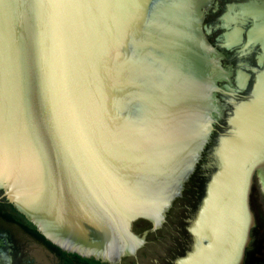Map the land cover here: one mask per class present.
Instances as JSON below:
<instances>
[{
    "label": "water",
    "instance_id": "1",
    "mask_svg": "<svg viewBox=\"0 0 264 264\" xmlns=\"http://www.w3.org/2000/svg\"><path fill=\"white\" fill-rule=\"evenodd\" d=\"M192 1L0 0V188L63 251L136 255L133 223L159 227L193 174L214 84L184 43ZM217 155L199 245L176 264L246 258L264 160L255 136Z\"/></svg>",
    "mask_w": 264,
    "mask_h": 264
},
{
    "label": "flooded vegetation",
    "instance_id": "2",
    "mask_svg": "<svg viewBox=\"0 0 264 264\" xmlns=\"http://www.w3.org/2000/svg\"><path fill=\"white\" fill-rule=\"evenodd\" d=\"M183 3L184 1L180 4ZM192 5L194 9L186 13V18H189L190 24L188 34L190 35V40L184 43L186 45L188 44L187 46L193 51H196L194 56L192 54L193 51L190 50L191 60L198 61V59H200L198 62H200V64L202 63L204 76L214 84V88L210 97L211 104L209 106L211 130L206 138L208 140L202 150L201 157L193 172L194 174L196 170H199L200 176L196 178L195 181L193 179V193L191 192L188 196L189 199L185 206L186 209L183 221L185 225L184 247L189 249L187 251L188 254L195 246L199 245L198 240L192 233V228L197 220V215L205 195L204 194L203 197L201 196L206 191V184L208 182L206 179L209 178V175L214 172L216 168L218 170V148L223 138L243 137V121H241V118L244 115V113H242L244 110H257L256 115L259 119V132L257 133L259 134L256 136H263L261 139H263L262 144L264 147V91H260L259 93L258 100L262 102L259 105L256 94L257 83L255 81L259 74V79L262 75L264 76V64H262L259 59L263 52V49H261V42L264 40V27L253 31L255 21L264 25V15L259 16L240 13L242 8L252 5L264 8V0H193ZM183 6L184 4L182 7ZM197 11H199L198 16H196ZM199 31L203 37L201 42ZM168 58L171 60V57ZM176 60L178 59L176 58ZM199 165L200 169H198ZM256 176L258 175L255 174L253 178L254 184L250 195V200L252 201L251 209L252 207L254 208V217L255 212L258 213L256 211L258 203H263L261 194L256 192ZM185 186L182 193L185 190ZM3 195L4 190L0 188V264H4L7 259L9 264H24L23 258L26 255L25 253H27L23 248V242L25 240L39 244L46 252V256L51 259L50 264H56V259L58 262L57 264H71V262L74 261V259L69 256L61 258L56 254V252L46 244L45 240L47 239L44 236L45 240L40 239L37 233L40 231L36 225L21 213L14 203L10 202L9 199ZM181 195L179 197H181ZM18 212L24 215L27 222L33 224L37 231H34L33 228L18 215ZM166 214L164 219L166 218ZM165 222L166 219L157 228L154 227V223L150 222L153 227L152 231L154 232L160 229ZM262 226V233H264V220ZM253 242L254 238L251 235L249 248ZM145 244L139 247L136 255L125 256L117 264H176V262L182 259V257H177L175 252H171L170 254L166 253V259L164 261L151 260L152 251L149 252L150 254L139 253L140 249H142ZM262 246L264 249V242ZM63 252L70 253L66 251ZM262 254L256 255L258 261L255 264L261 261L260 257ZM126 257L132 258L131 260H125ZM25 264L38 263L35 261L32 263L26 261ZM83 264L92 263L88 262Z\"/></svg>",
    "mask_w": 264,
    "mask_h": 264
},
{
    "label": "trees",
    "instance_id": "3",
    "mask_svg": "<svg viewBox=\"0 0 264 264\" xmlns=\"http://www.w3.org/2000/svg\"><path fill=\"white\" fill-rule=\"evenodd\" d=\"M199 167L200 165L198 166V169H200ZM199 173H200L199 170H196V172L192 175L189 181L185 184L186 186L184 192L182 193L181 197H178L174 200L171 209L166 214V218H165L166 222L160 229H157L153 232L152 231L153 227L150 221L145 219H138V221L133 223L132 233L135 236H141V237L146 236V244L142 249H140L139 251L140 254L141 253L147 254L153 251V248H155L156 246L163 245L164 249L162 251L168 254H170L171 252H175L177 254V257H182V258L188 255L187 251L189 249L187 247H184L185 225L183 221H184V214L186 209L185 206L187 205V201L189 199L188 196L190 195L191 192L193 193L192 184L194 183L196 178L200 176ZM213 173L214 172H212L209 175V178L206 179L207 181L211 178ZM204 194L205 193H203L201 196L203 197ZM253 209L254 208L252 207V212L254 213ZM18 215L27 222L24 215L20 214L19 212ZM255 217H256V227L251 232L252 237L254 238V242L252 243L250 248L247 249L248 251L243 264H255L258 261L256 255L262 254L263 252L262 243L264 242V233H262L263 231L262 224L264 219L260 217L259 213L256 212H255ZM28 225L31 226L34 231H37L36 227L33 224L28 223ZM37 233L40 239L45 240V238L43 237V235L40 234V232ZM45 242L61 258H64V256H69L70 258L74 259V261H72L71 264H83L88 262L92 264H110L109 262H102L101 260H97L93 257L84 258L77 254L65 253L59 247L52 244L51 242L47 240H45ZM128 259L131 260L130 257L125 258V260ZM165 259L166 256H163L161 254L160 260L164 261Z\"/></svg>",
    "mask_w": 264,
    "mask_h": 264
},
{
    "label": "rangeland",
    "instance_id": "4",
    "mask_svg": "<svg viewBox=\"0 0 264 264\" xmlns=\"http://www.w3.org/2000/svg\"><path fill=\"white\" fill-rule=\"evenodd\" d=\"M259 75L256 77V80H255L256 82L259 79ZM257 101H259V105H260V103H262L261 100H257ZM257 106H258V104H257ZM243 113H244V115L241 118V121H243L242 122L243 137L251 138L253 136L258 135L259 133H257V132H259V130H258L259 129V119H258V116L256 115L257 110L248 109V110H244ZM216 171H217V168L214 171V173ZM256 177H257V178H255L256 189H257L256 192L258 194L259 193L261 194V200L263 202L262 204L258 203V205L256 207V211L259 213L260 217L264 218V192L261 189V185L259 183L258 176H256ZM201 205H202V203H201ZM139 237H141V236H139ZM141 238L145 239V236H143ZM23 239H22V241H23ZM23 244H24L23 248L27 252V253H25L26 255L23 258L24 264L26 263V261H30L31 263L33 261H35L38 264H50L51 259L46 256V252L42 249V247L39 246V244L31 242L29 240H25L23 242ZM163 249H164L163 245H159V246H156L155 248H153V251H152L153 254L151 255L150 259L154 260V261H159L161 254L163 256H166V252L162 251ZM130 258H132V257H130ZM23 261H22V263H23ZM55 263L56 264L58 263L57 259L55 260ZM4 264H9L8 259L6 260V262Z\"/></svg>",
    "mask_w": 264,
    "mask_h": 264
},
{
    "label": "bare ground",
    "instance_id": "5",
    "mask_svg": "<svg viewBox=\"0 0 264 264\" xmlns=\"http://www.w3.org/2000/svg\"><path fill=\"white\" fill-rule=\"evenodd\" d=\"M241 14H252V15H264V8L261 7V6H257V5H252V6H249V7H244L241 9L240 11ZM264 27L263 24H260L258 21L256 22L255 21V24H254V28H253V31H256L260 28ZM229 36V35H228ZM232 36V35H231ZM261 49H263V52H262V55L259 57L260 59V62L262 64H264V40L261 42ZM257 86H256V94H257V100H258V97H259V93L260 91H264V76L262 75V77L260 79L257 80ZM260 99V98H259ZM243 113V112H242ZM256 137V142L258 144V149L260 150V159L259 160H264V147H263V144H262V141L263 139H261L262 137L261 136H255ZM236 144V141H232V140H226L222 143V146L220 147V156L222 158V161H226V158H228V156L230 154L233 153V149L237 148L239 145L237 143ZM227 162H228V159H227ZM263 164H261V169L259 170V173H258V180H259V183L261 185V187H263V190H264V165L262 166ZM199 231L202 230L203 228V225L198 227Z\"/></svg>",
    "mask_w": 264,
    "mask_h": 264
},
{
    "label": "crops",
    "instance_id": "6",
    "mask_svg": "<svg viewBox=\"0 0 264 264\" xmlns=\"http://www.w3.org/2000/svg\"><path fill=\"white\" fill-rule=\"evenodd\" d=\"M264 250V249H263ZM261 261L258 262L257 264H264V251H263V254L261 255Z\"/></svg>",
    "mask_w": 264,
    "mask_h": 264
}]
</instances>
